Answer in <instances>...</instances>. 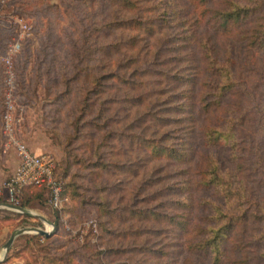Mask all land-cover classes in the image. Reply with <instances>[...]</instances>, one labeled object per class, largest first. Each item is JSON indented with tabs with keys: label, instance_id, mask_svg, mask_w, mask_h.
Listing matches in <instances>:
<instances>
[{
	"label": "trees",
	"instance_id": "trees-1",
	"mask_svg": "<svg viewBox=\"0 0 264 264\" xmlns=\"http://www.w3.org/2000/svg\"><path fill=\"white\" fill-rule=\"evenodd\" d=\"M59 2L77 30L54 96L79 90L67 144L80 159L65 173L85 169L70 184L93 206L103 254L264 264V101L248 90L264 0Z\"/></svg>",
	"mask_w": 264,
	"mask_h": 264
},
{
	"label": "rangeland",
	"instance_id": "rangeland-1",
	"mask_svg": "<svg viewBox=\"0 0 264 264\" xmlns=\"http://www.w3.org/2000/svg\"><path fill=\"white\" fill-rule=\"evenodd\" d=\"M40 3L0 0V258L17 228H46L50 238L34 230L15 235L0 264H129L126 254H103L93 206L74 195L72 173L82 175L75 180L85 184L84 167L74 163L65 173L69 161L80 156L74 143L67 144L73 134L71 107L79 90L68 97L54 96L64 87L62 73L72 72L67 35L76 36L77 30L59 0H46L51 4L47 7ZM258 58L248 56V90L264 101V60L260 63ZM252 125L248 120V128ZM19 143L54 160L68 196L60 206L51 204L45 185H24L11 194L6 189L5 181L19 162ZM3 203L24 205L28 212Z\"/></svg>",
	"mask_w": 264,
	"mask_h": 264
},
{
	"label": "built area",
	"instance_id": "built-area-1",
	"mask_svg": "<svg viewBox=\"0 0 264 264\" xmlns=\"http://www.w3.org/2000/svg\"><path fill=\"white\" fill-rule=\"evenodd\" d=\"M19 162L7 177L5 187L9 193L24 185H45L49 188V200L58 207L68 199L62 193V185L56 177L55 163L51 156L35 153L24 144H18Z\"/></svg>",
	"mask_w": 264,
	"mask_h": 264
},
{
	"label": "water",
	"instance_id": "water-1",
	"mask_svg": "<svg viewBox=\"0 0 264 264\" xmlns=\"http://www.w3.org/2000/svg\"><path fill=\"white\" fill-rule=\"evenodd\" d=\"M3 204H5V205H7V206L14 207V208H17V209H20V210L25 211V212H28V210H26V209H25L24 207H22L21 205L11 204V203H3ZM41 218H42V217H41ZM42 219H44V218H42ZM44 220H45V219H44ZM28 230H34L35 232L40 233V234H44V235H48L49 232H50V231L47 230L46 228L33 227V226H29V227H21V228H17V229H15V230L11 233V235H10V237L7 239V241L4 243V246H3V247H4V255H3L2 258H0V261L3 260V259L5 258V254H6V252H7V249H8V247L10 246V244H11V242H12L14 236L17 235V234H19V233H21V232L28 231Z\"/></svg>",
	"mask_w": 264,
	"mask_h": 264
}]
</instances>
